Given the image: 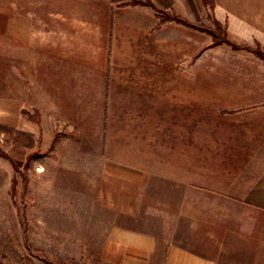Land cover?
Segmentation results:
<instances>
[{
  "label": "crops",
  "instance_id": "1",
  "mask_svg": "<svg viewBox=\"0 0 264 264\" xmlns=\"http://www.w3.org/2000/svg\"><path fill=\"white\" fill-rule=\"evenodd\" d=\"M152 1L199 22L200 0ZM214 2L232 37L264 42V0ZM18 7L10 17L9 1L0 2L1 52H16L18 74L33 76L34 91L48 76V108L79 134L80 153L96 157L102 185L127 187L138 203L176 204L190 235L197 234L198 219L208 224L205 234H217L218 202L250 204L260 210H240L236 218L264 219V169L244 180L243 171L202 162V106L232 105L233 88L202 84L199 32L162 23L150 7L111 0H64L44 17ZM235 98L236 107L254 108L262 123L257 130L264 132V96ZM193 244L113 228L101 258L108 264H220Z\"/></svg>",
  "mask_w": 264,
  "mask_h": 264
},
{
  "label": "rangeland",
  "instance_id": "2",
  "mask_svg": "<svg viewBox=\"0 0 264 264\" xmlns=\"http://www.w3.org/2000/svg\"><path fill=\"white\" fill-rule=\"evenodd\" d=\"M8 1L10 17L16 15L18 5L24 8L21 14L44 17L46 10L64 2ZM200 1L197 23L164 11L213 31L218 22L228 40L216 44L207 33L192 29L200 33L202 84L233 88L232 105L202 106V162L233 169V174L243 171L244 180H252L264 169V132L257 130L262 123H257L254 108H238L234 100L264 96V60L253 53L264 52V42L232 37L226 23L216 17L214 0ZM111 2L120 7L141 6L129 5L131 0ZM1 51L0 44V264H108L101 258V248L113 228L194 243L196 249L216 255L220 264H264V229H260L264 219L236 218L240 210L260 208L218 202L214 204L219 216L217 234H205L208 224L198 219L197 234L190 235L188 220L177 218L176 204L138 203L129 188L102 185L105 180L96 157L80 153L79 134L65 126L64 115L55 120L48 108V76H41L42 89L34 91L33 76L18 74L16 52L10 51L7 57ZM260 86L263 90H257ZM208 242L216 244L217 251L207 247Z\"/></svg>",
  "mask_w": 264,
  "mask_h": 264
},
{
  "label": "trees",
  "instance_id": "3",
  "mask_svg": "<svg viewBox=\"0 0 264 264\" xmlns=\"http://www.w3.org/2000/svg\"><path fill=\"white\" fill-rule=\"evenodd\" d=\"M204 1H207V0H204ZM129 5H141V6H145V7H150L154 12L157 13L158 18L160 19V21L162 23L174 21V22L181 24V25H184L188 28L207 33L209 36L212 37L214 43H216V44H222V43L228 42V40L226 39L225 29L218 22L215 23L216 31H213L209 28H206L203 25L192 24L188 20L181 18V17H178L176 15L171 16L169 14H166V12L164 10L157 8L150 0H146L145 3L140 2L138 0H131ZM253 53L257 57L264 60V52L263 51H260L257 49V50H254ZM28 248L31 249L30 246H28Z\"/></svg>",
  "mask_w": 264,
  "mask_h": 264
}]
</instances>
